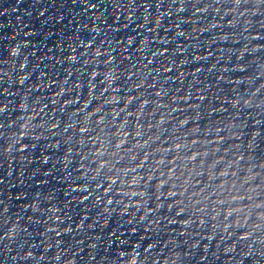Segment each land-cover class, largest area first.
I'll return each mask as SVG.
<instances>
[{
    "label": "snow or ice",
    "instance_id": "snow-or-ice-1",
    "mask_svg": "<svg viewBox=\"0 0 264 264\" xmlns=\"http://www.w3.org/2000/svg\"><path fill=\"white\" fill-rule=\"evenodd\" d=\"M235 2H236L237 4H239V3H240V0H235ZM92 7H95V5H92ZM131 42H132V41H131V38H129L128 43L130 44ZM15 54H16V52L13 51V55H15ZM99 54H100V53H99V51L97 50L96 55H99ZM71 60H72V61H75V60H76V57H75V56H71ZM22 67H23V66H22ZM95 76H96V74L94 73L93 77H95ZM24 79H25V78L20 79V82L23 83V82H24ZM77 87H78V85H77ZM157 94L159 95V93H157ZM58 95H59V93H58ZM115 99H116V97L113 96V100H115ZM141 107H143V105H141ZM3 111H4V108L0 107V112H3ZM96 111L99 112L100 109L97 108ZM52 128L55 129V128H56V124H52ZM86 131H87L86 128H81V129H80V132H81V133H84V132H86ZM137 136H140V133H137ZM177 147H179V145H177ZM22 151H23V150H22ZM169 195H173V194L170 193ZM87 198H88V197H85V199H87ZM111 203H112V202L109 201V204H111ZM5 211H6V209H5ZM57 219H59V218L57 217ZM28 255H31V253H29Z\"/></svg>",
    "mask_w": 264,
    "mask_h": 264
},
{
    "label": "clouds",
    "instance_id": "clouds-1",
    "mask_svg": "<svg viewBox=\"0 0 264 264\" xmlns=\"http://www.w3.org/2000/svg\"><path fill=\"white\" fill-rule=\"evenodd\" d=\"M13 51H15V50H13ZM133 259V264H134V258H132Z\"/></svg>",
    "mask_w": 264,
    "mask_h": 264
}]
</instances>
